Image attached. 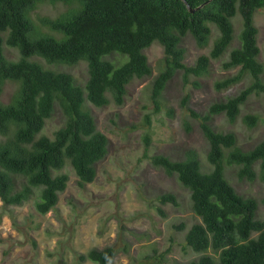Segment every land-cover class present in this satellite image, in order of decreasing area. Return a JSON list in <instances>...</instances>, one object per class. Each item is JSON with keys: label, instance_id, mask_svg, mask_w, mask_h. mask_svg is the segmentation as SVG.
<instances>
[{"label": "trees", "instance_id": "trees-1", "mask_svg": "<svg viewBox=\"0 0 264 264\" xmlns=\"http://www.w3.org/2000/svg\"><path fill=\"white\" fill-rule=\"evenodd\" d=\"M203 3L195 12L190 10ZM57 4L66 10L54 17L35 13L42 6ZM263 8L264 0H0V96L8 82L17 85L8 102L0 100L4 206L36 197L38 213L54 210L68 187L70 176L64 171L68 165L81 188L95 181L97 164L109 154L110 139L99 129L91 105L121 106L134 80L152 77L150 98L158 114L164 108V93L178 74L185 88L188 84L199 88L200 80L212 73L213 63L221 61L224 69L239 67V71L216 80L217 91L246 75L251 78L249 84L233 96L214 100L205 113L190 106L189 91L180 102L186 130L192 129L189 117L200 121L210 165L201 163L195 148L177 158L150 155L149 132L144 136V156L189 190L192 210L200 219L189 228L182 246L200 255L188 264H264V218L258 213L264 197L259 201L243 195L228 177L231 168L241 181L264 182V137L247 149L236 131L214 121L217 115H225L235 123L249 98L264 94V61L255 21L256 12ZM238 15L242 30L236 45L233 19ZM188 35L198 47L211 48L194 64L186 61ZM156 41L164 56L154 75L145 51ZM8 48L16 49L18 57H10ZM82 61L88 64L85 85L73 73L58 68ZM57 112L62 123L48 134L44 131L48 120ZM168 115H174L172 108ZM146 120L151 124L150 115ZM243 121L253 129L261 117L248 113ZM157 200L156 209L165 216L163 205L180 204L172 191L161 193ZM175 224L179 231L187 228L185 221ZM32 242L38 245L35 239ZM171 248L161 253L155 248L146 259L149 264H170ZM116 252L114 246L92 247L77 254V264H113Z\"/></svg>", "mask_w": 264, "mask_h": 264}, {"label": "rangeland", "instance_id": "rangeland-1", "mask_svg": "<svg viewBox=\"0 0 264 264\" xmlns=\"http://www.w3.org/2000/svg\"><path fill=\"white\" fill-rule=\"evenodd\" d=\"M65 10L62 4L45 5L35 13L54 17ZM235 18L234 44L238 45L242 22L239 15ZM255 21L259 27L260 58L264 61V8L256 12ZM185 46L189 64H194L200 54L211 49L210 46L198 47L190 35L185 39ZM145 52L154 67V75H157L164 56L162 45L156 41ZM7 53L10 57H18L14 48H8ZM58 68L73 73L80 84H86L89 76L87 62ZM238 71L239 67L226 70L221 61H216L212 73L200 80L199 88L191 84L185 88L182 75L178 74L167 87L162 99L164 108L158 114L154 112L155 104L150 98L152 77L134 80L121 106L113 102L104 107L91 105L99 129L110 139L109 154L97 164V178L81 188L74 170L66 166L64 171L70 176L68 187L60 193L56 208L45 215L35 209L36 197L24 204L8 207L0 198V264H77L78 253L92 247L103 249L107 246L117 249L113 264H149L146 257L152 255L155 248L161 253L168 247H172L167 256L170 264H188L197 259L200 254L182 246L187 231L200 219L192 210L189 190L176 177L168 176L163 169L153 166L144 156V136L149 132L152 137L150 155L163 153L177 158L184 150L195 148L201 163H209L208 142L201 131L200 121L189 117L190 131L183 125L181 97L187 91L191 92L190 106L205 113L214 100L233 96L249 84L251 78L246 75L241 82L223 91L216 90V80ZM16 86L8 82L0 100L8 102ZM171 108L173 116L168 115ZM248 113L261 117L253 129L243 121ZM147 115L151 116V124L147 123ZM61 119V112H57L53 119L48 120L44 131L52 134L62 123ZM214 121L225 130L236 131L245 148L252 147L264 137V94L251 96L235 123H230L225 115H217ZM228 173L231 183L240 193L262 200L263 181H241L231 168ZM169 191L178 195L180 204L163 205L165 216L156 209L157 197ZM258 213L264 218V204L261 202ZM181 221L187 223L184 231H179L175 224ZM85 264L97 263L87 261Z\"/></svg>", "mask_w": 264, "mask_h": 264}, {"label": "water", "instance_id": "water-1", "mask_svg": "<svg viewBox=\"0 0 264 264\" xmlns=\"http://www.w3.org/2000/svg\"><path fill=\"white\" fill-rule=\"evenodd\" d=\"M205 4H206V3H203V4H201L200 6H198L197 8H193V7L190 6V10H191L192 12H195L197 9L202 8Z\"/></svg>", "mask_w": 264, "mask_h": 264}, {"label": "clouds", "instance_id": "clouds-1", "mask_svg": "<svg viewBox=\"0 0 264 264\" xmlns=\"http://www.w3.org/2000/svg\"><path fill=\"white\" fill-rule=\"evenodd\" d=\"M78 177V176H77Z\"/></svg>", "mask_w": 264, "mask_h": 264}]
</instances>
